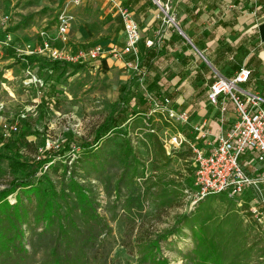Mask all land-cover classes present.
<instances>
[{
    "label": "rangeland",
    "instance_id": "rangeland-1",
    "mask_svg": "<svg viewBox=\"0 0 264 264\" xmlns=\"http://www.w3.org/2000/svg\"><path fill=\"white\" fill-rule=\"evenodd\" d=\"M61 13L68 18L65 34L60 33L58 26V16ZM24 16H30L26 27L8 31L9 27ZM86 16L89 21H85ZM93 19L92 14L86 15L78 0H0V39L4 42L0 45V133H6V126L17 120L38 129L41 136L29 138L37 151L33 148L24 151L23 159L29 160L42 148L56 147L67 138L87 143L91 140L94 130L106 118L120 116L123 110H126L125 115L128 116L132 109L139 111L138 116L130 117L121 124L123 133H109L99 142L95 156L84 155V151L76 145L75 152L64 158L53 159L54 167L50 169L49 174L57 182L64 167L68 166L66 175L70 174L69 171L72 175L75 174L74 177L95 194L100 204L97 212L106 218L112 228L114 242L109 264H148L142 260V244L139 239L155 238L170 229L175 231L160 242V256L166 258L170 264H193L186 263V255L198 248L192 235L194 231H191L189 224L182 223L183 220L187 221L186 219L181 221L180 218L183 214L190 215L198 205L191 203V190L186 186L187 178L193 175L194 159L185 147L176 148L168 155L164 141L169 138L174 127L167 128L164 122L157 119V115H147L151 108L147 92H153L151 95L157 98L164 95L158 72L144 73L141 71L143 69L137 71L113 57H106L97 63L90 61L76 72L71 68L67 69V72L60 76L58 84L51 81L50 88L57 93V101L44 114H39L37 110L39 97L44 94L42 81L50 76L49 70L40 67L41 61H18V56L41 55L36 51L44 38L55 48L66 51L74 49L80 43L86 46L100 44L102 24ZM84 27L88 29V33ZM122 39L118 38L119 46L123 45ZM141 40L138 43V55ZM153 40H156L155 48L158 49L163 37L158 34ZM7 44L9 45L6 46ZM248 57L249 55L247 59ZM198 58V62L205 63L203 58ZM124 59L133 62L134 55L126 54ZM192 60L194 61V57ZM94 62L96 64H93ZM47 65L48 63H45V66ZM162 65L159 59L156 60L155 67ZM213 72L216 74L217 71ZM51 76L54 77L55 74ZM209 76L212 75L209 73ZM154 80L159 83H149ZM195 89L189 85L182 87L185 101L180 97H171L172 105L178 106V110H187L188 106L194 108L190 116L193 122L196 121L194 115L197 114L196 108L199 105L196 98L200 97L205 102L203 104H207L206 95L203 96L204 90L202 96L198 97ZM227 106V117L236 118L231 103L228 102ZM202 110L204 112L201 117L217 120L218 117L209 106L206 105ZM199 114L201 115L200 112ZM148 132L156 137L150 140L149 136L147 137ZM127 140H130L136 157L144 163V175L141 177L137 174L133 177L129 174L128 177L132 179H125L127 184H123L120 196L116 189L119 177L123 174L121 156L126 152ZM197 143L201 145V142ZM257 154L256 151L252 154L248 151L239 158L252 176L258 175L254 165L262 166V162L254 158ZM151 166H156V169L150 170ZM1 167L3 171L0 172V188L10 179L6 172L8 163L3 161ZM133 182L140 187V193L149 189L147 196L158 191V185H154V182H160V185L169 182L170 205L159 203V199L153 196L145 198L141 213H138L136 207L128 210L123 206L122 195L133 191ZM263 193L264 190L258 192L250 188L239 198L208 195L203 199L205 203L198 207L199 218H196L193 226L197 225L196 228H199L202 223L209 222L223 225L224 239L235 242L234 252L239 250V246L244 250L241 264H257L259 261L264 264V224L258 223L249 209L250 205L260 202ZM8 198L12 203L15 202V193ZM151 201L155 204H151ZM253 220L256 223H253Z\"/></svg>",
    "mask_w": 264,
    "mask_h": 264
},
{
    "label": "trees",
    "instance_id": "trees-1",
    "mask_svg": "<svg viewBox=\"0 0 264 264\" xmlns=\"http://www.w3.org/2000/svg\"><path fill=\"white\" fill-rule=\"evenodd\" d=\"M149 2L156 7L152 0ZM257 3L258 0H253V5L248 8L256 9ZM29 18L30 16H24L16 24L9 27L8 31L26 27ZM155 45H145L138 59L137 66L140 70L143 69L141 71L144 73L151 68L152 60L156 57ZM260 46L264 49V41L260 42L257 38L248 40V48L258 49ZM77 47H86V45L81 44ZM18 59V61L23 59L27 62L41 61L40 67L49 70L50 76L42 81L44 94L39 97L36 106L39 114H44L57 101V93L50 88L51 81L58 84L60 76L66 73L67 69L71 68L76 72L83 65L53 60L43 55L34 54H23L18 56ZM45 63L48 65L45 66ZM248 69L250 70V78L253 70ZM53 73L55 74L54 77L51 76ZM214 78L215 75L210 78V82ZM163 92L170 98L172 95L175 96L172 88L168 87ZM263 92L264 88L262 94ZM125 113L126 110H123L120 116L106 118L94 130L91 140L87 143L79 142L78 139L67 138L58 143L56 147L42 148L29 160L23 159L24 151L32 148L37 151L33 141L29 138L41 136L38 129L17 120L15 130H10L5 135L0 133V172L3 171L1 163L6 161L8 163L6 172L10 175L6 185L0 188V264H109L112 243L114 242L111 234L112 228L106 218L97 212L100 204L95 194L78 181L77 177H74L75 174L72 175L69 171L70 174L66 175L68 166L64 167L57 182L52 179L49 171L54 167L52 166L53 159L64 158L75 152L76 145L84 151V155L95 156L99 142L107 134L123 133L121 124L130 117L139 115V111L134 109L131 110L129 116ZM148 136L150 140L156 137L150 132H148ZM125 151L121 156L123 162L121 173L123 172V174L119 177L116 189L120 196V191L129 174L133 177L137 174H140L141 177L144 175V163L136 157L130 140L125 143ZM80 159L82 160V158ZM92 163L96 164L94 161ZM155 169L156 166L150 168L152 171ZM131 179L128 180L131 181ZM133 184V191L128 195H122L124 197L123 206L128 210L136 207L138 213H141L145 198L153 196L159 199V203L170 205L169 182H165L163 185H160V182H154V185H158V191L151 192L149 194L151 196H147L150 192L149 189L140 193V187L134 182ZM186 186L191 191L194 189L193 175L191 178H187ZM13 193H15V202L12 203L8 196ZM217 195L227 198L224 194H212L211 196ZM203 199L198 202L196 209L190 215L183 214L180 218L181 221L186 219L187 221L184 222L183 220L182 223L189 224L191 231H194L192 235L198 247L197 250L186 255V263L241 264V255L244 254V250L237 245L239 250L234 252L235 242L224 239L223 225L209 222L202 223L199 228H196L197 225L193 226L196 218H199L197 215L198 207L205 203ZM152 203L155 204L151 201ZM253 221L256 223L255 220ZM174 231V229H170L158 234L155 238L139 239L140 244H142L144 263L170 264L166 258L160 256L159 246L160 242L167 239ZM257 264H261L260 261Z\"/></svg>",
    "mask_w": 264,
    "mask_h": 264
},
{
    "label": "crops",
    "instance_id": "crops-1",
    "mask_svg": "<svg viewBox=\"0 0 264 264\" xmlns=\"http://www.w3.org/2000/svg\"><path fill=\"white\" fill-rule=\"evenodd\" d=\"M78 1L86 15L92 14L93 20L102 24L100 44L106 48L114 45L121 47L117 42L118 38L122 37V42L124 40L120 8H126L138 23L142 39L139 57L147 39H156L158 34L163 37L161 46L155 49L157 54L148 70L149 73L158 72V79L162 81L159 83L152 80L149 83L153 85L159 83L163 89L172 88L175 94L173 99L180 97L185 101L186 96L182 93V87L187 85L196 88L198 97L202 96L204 90L203 96L206 95L207 99L208 85L213 75L220 73L224 76H233L239 67L244 66L252 69L253 73L248 82L243 84V88L264 97V92L262 94L264 49L262 46L258 49L248 48L250 39L264 41V0H258V6L254 10L248 8L253 5L252 0H158L161 7L167 8L168 15L173 19L171 23L163 21L167 16L153 0L156 7L149 0ZM86 18L85 21H89L87 16ZM84 30L89 32L86 27ZM197 58H203L205 63L198 62ZM158 59L163 63L161 67H155ZM95 62L93 64H96ZM213 70L217 71L216 74ZM209 73L212 76H209ZM163 96L167 95L164 93L159 97ZM196 102L199 105L196 108L197 114L194 115L196 121L193 123L200 119L204 112L202 109L205 107L203 104L205 102L200 97L196 98ZM209 107L213 110L211 106ZM176 108L178 109V106ZM193 109L187 107L190 116ZM227 128L226 124L224 129ZM219 133L218 118L210 120L209 136L213 138ZM254 167L258 174L264 171V168L259 170L256 164ZM258 203L264 205V193ZM259 205V209L264 212V206Z\"/></svg>",
    "mask_w": 264,
    "mask_h": 264
},
{
    "label": "built area",
    "instance_id": "built-area-1",
    "mask_svg": "<svg viewBox=\"0 0 264 264\" xmlns=\"http://www.w3.org/2000/svg\"><path fill=\"white\" fill-rule=\"evenodd\" d=\"M119 11L124 29L121 47L114 45L106 48L104 45L94 44L66 51L55 48L47 38H44L36 52L49 59L71 64H87L90 61L113 57L138 71V43L141 39L139 26L126 8H120ZM163 21L171 20L168 17V20ZM58 26L60 33L65 34L68 18L64 13L58 16ZM2 44L4 42L0 39V45ZM155 44L156 40L153 39L145 41L146 46ZM129 53L134 55V62L124 59ZM249 76L250 70L247 67H240L233 76L217 73L208 85L206 105L211 106L217 114L220 130L213 138L209 136L210 119L200 117L193 123L190 113L187 110H178L168 96L157 98L147 93L151 103L148 117L157 115V119L164 122L167 128L174 127L169 138L164 141L167 154L180 147H185L192 153L194 159L192 204H197L212 194H224L233 199L239 198L248 188L258 192L264 190V171L252 176L239 160L245 152L256 151L257 161L262 162L258 169L264 168V97L241 87L248 81ZM228 102L233 106V113L236 115L234 119L227 117ZM16 123L15 121L6 126L7 132L3 134L15 130ZM226 124L228 128L224 129ZM198 141L201 145H198ZM258 204L250 205L249 209L253 218L264 224V212L259 209Z\"/></svg>",
    "mask_w": 264,
    "mask_h": 264
},
{
    "label": "water",
    "instance_id": "water-1",
    "mask_svg": "<svg viewBox=\"0 0 264 264\" xmlns=\"http://www.w3.org/2000/svg\"><path fill=\"white\" fill-rule=\"evenodd\" d=\"M153 1H154L156 4H158V5L160 6V3H159L158 0H153ZM160 7H161V6H160ZM161 9L165 12L166 16H168L169 19H170L171 21H173L172 17H171L170 15H168V10H167V8H166V7H165V8L161 7Z\"/></svg>",
    "mask_w": 264,
    "mask_h": 264
}]
</instances>
